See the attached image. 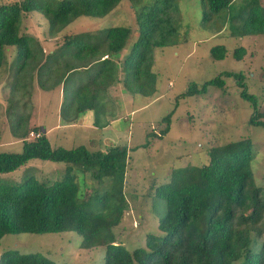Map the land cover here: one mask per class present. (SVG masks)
<instances>
[{
	"label": "trees",
	"instance_id": "16d2710c",
	"mask_svg": "<svg viewBox=\"0 0 264 264\" xmlns=\"http://www.w3.org/2000/svg\"><path fill=\"white\" fill-rule=\"evenodd\" d=\"M120 1L0 3V66L7 48L15 47L6 98V111L9 117L13 116L8 120L9 130L22 140L18 152L0 150V173L13 171L36 158L63 162L66 171L52 182H37L31 176L15 184L0 181V238L5 234L71 231L80 237V248L103 247L100 264H264V243L255 248L249 246L264 233V187L253 178L248 137L211 147L204 163L171 169L167 180L156 185L151 194L164 201V212L157 221L161 234L148 232L143 245L127 250L116 243L112 229L128 208L124 187L129 148L88 150L82 144L70 148L51 146L39 126L28 128L27 116L16 113L19 101L13 95L17 90H22L23 96L29 95L27 88L33 74L41 88L61 83V110L66 123L87 110L96 111L101 106L99 100L114 82L131 95L149 96L154 92L153 49L178 43L175 0H127L134 14L136 38L120 61L119 53L132 31L129 26L108 25L91 32L67 34L47 53L33 35L20 31L23 13L40 12L46 19L47 36L52 37L79 16L107 15ZM198 2L201 26L213 20L227 27V36L264 37V2ZM245 54L243 45L231 51L235 60L244 59ZM209 55L213 60L223 59L226 47L214 44ZM222 76L232 77L240 88V97L250 103L247 123L264 127L261 104L247 91L241 72L222 71L200 84L188 82L176 99L204 94L209 85L223 88ZM72 80L77 83L71 89ZM172 113L169 111L160 119L159 126L163 127L151 134L153 138L167 133ZM30 131L38 135L27 139ZM148 144L146 140L139 146ZM77 174L83 175L82 182L75 181ZM85 175L90 182H84ZM87 188L91 191L88 197L84 192ZM0 264L55 262L38 252L6 250L0 253Z\"/></svg>",
	"mask_w": 264,
	"mask_h": 264
},
{
	"label": "rangeland",
	"instance_id": "374dc122",
	"mask_svg": "<svg viewBox=\"0 0 264 264\" xmlns=\"http://www.w3.org/2000/svg\"><path fill=\"white\" fill-rule=\"evenodd\" d=\"M15 1L20 0H0V3ZM175 4L178 43L153 49L151 70L156 81L151 95L126 92L122 95L119 92L121 84L114 82L107 89L113 98L111 103L101 104L96 111L87 110L71 123H66L62 114L61 83L41 88L33 74L27 88L29 95L23 96L22 90L13 95L19 101L16 113L27 116L28 128L39 126L51 146L70 148L82 144L88 150H105L112 146L129 148L124 187L128 208L112 229L116 243H121L127 250L143 245L148 232L161 234L157 221L164 212V201L160 196L152 197L155 186L166 181L173 168L204 163L208 159L207 151L213 146L248 137L253 178L257 185L264 187V127L247 123L252 107L240 97V88L234 79L222 76L223 88L209 85L204 94L176 99L188 82L200 84L222 71L241 72L247 91L257 98L264 112V37L227 36V27H221L217 21L200 25L198 0H175ZM108 25L129 26L132 30L119 53L117 61H120L136 38L134 14L127 0H121L103 17L79 16L52 37L47 36L46 19L40 12L23 13L20 31L33 35L47 53L62 42L64 35L91 32ZM214 44L226 47L223 59L210 57L209 48ZM237 45L246 49L242 60L231 57V51ZM14 51V46L7 48L0 66V150L8 152L20 151L22 143L20 138L11 135L8 120L13 116L9 117L6 111ZM76 83L74 80L71 89ZM169 111H173L169 130L163 137L153 138V133L163 127V124L159 126L160 119ZM147 132L150 133L146 136ZM36 134L30 131L27 139ZM146 140L149 144L140 147ZM65 174V163L36 158L13 171L0 173V181L15 184L31 176L37 182L45 179L52 182ZM82 177L77 174L75 181L82 182ZM87 177L84 176V182H90ZM84 192L86 197L91 194L89 188ZM79 241L80 237L71 231L5 234L0 238V253L6 250L38 252L55 264H100L103 247L83 249L79 247ZM261 243H264V233L249 246L255 248Z\"/></svg>",
	"mask_w": 264,
	"mask_h": 264
},
{
	"label": "crops",
	"instance_id": "0c3cea01",
	"mask_svg": "<svg viewBox=\"0 0 264 264\" xmlns=\"http://www.w3.org/2000/svg\"><path fill=\"white\" fill-rule=\"evenodd\" d=\"M108 89V88H107ZM106 89V91L104 92V95L102 96V98L99 100V102L101 103V104H104V105H106V103H111L112 101H113V98H110V95H108V94H110L109 93V90H107ZM121 91H119L120 92V94H124L125 92L124 91H122V89H120ZM123 99V98H122ZM108 126V121L107 122H105V128ZM105 128H103L102 130H105ZM41 132H43V130L41 129L40 130ZM125 184H126V182H125Z\"/></svg>",
	"mask_w": 264,
	"mask_h": 264
},
{
	"label": "built area",
	"instance_id": "2783aa9c",
	"mask_svg": "<svg viewBox=\"0 0 264 264\" xmlns=\"http://www.w3.org/2000/svg\"><path fill=\"white\" fill-rule=\"evenodd\" d=\"M37 135H38V133L35 136H37Z\"/></svg>",
	"mask_w": 264,
	"mask_h": 264
}]
</instances>
